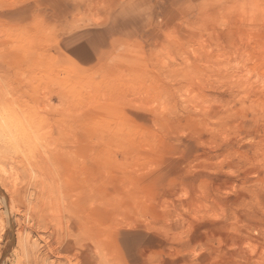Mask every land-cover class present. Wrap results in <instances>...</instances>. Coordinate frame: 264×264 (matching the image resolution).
Instances as JSON below:
<instances>
[{
  "label": "rangeland",
  "instance_id": "obj_1",
  "mask_svg": "<svg viewBox=\"0 0 264 264\" xmlns=\"http://www.w3.org/2000/svg\"><path fill=\"white\" fill-rule=\"evenodd\" d=\"M0 108V264H264V0H0Z\"/></svg>",
  "mask_w": 264,
  "mask_h": 264
},
{
  "label": "clouds",
  "instance_id": "obj_2",
  "mask_svg": "<svg viewBox=\"0 0 264 264\" xmlns=\"http://www.w3.org/2000/svg\"><path fill=\"white\" fill-rule=\"evenodd\" d=\"M29 118L24 113H12L10 110L0 108V144L5 141H19L27 132Z\"/></svg>",
  "mask_w": 264,
  "mask_h": 264
},
{
  "label": "bare ground",
  "instance_id": "obj_3",
  "mask_svg": "<svg viewBox=\"0 0 264 264\" xmlns=\"http://www.w3.org/2000/svg\"><path fill=\"white\" fill-rule=\"evenodd\" d=\"M41 225H42V224H41ZM45 229H46V228H45ZM19 231H20V230H19ZM22 232H23V231H22ZM52 241H53V240H52ZM57 241H58V240H57ZM50 243H51V242H50ZM27 253H28V252H27ZM29 253H30V252H29ZM29 253H28V254H29ZM31 255H32V254H31ZM44 257H45V256H44ZM44 257H43V258H44ZM45 258H46V257H45ZM46 260H47V259H46ZM34 261H35V260H34ZM34 261H33V262H34ZM40 261H41V260H40ZM47 261H48V260H47ZM26 263H27V262H26ZM42 263H43V261H42ZM42 263H41V264H42Z\"/></svg>",
  "mask_w": 264,
  "mask_h": 264
}]
</instances>
